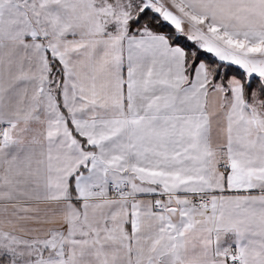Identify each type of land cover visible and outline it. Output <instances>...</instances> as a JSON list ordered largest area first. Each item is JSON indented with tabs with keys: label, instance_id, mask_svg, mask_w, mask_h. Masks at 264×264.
<instances>
[{
	"label": "snow or ice",
	"instance_id": "obj_1",
	"mask_svg": "<svg viewBox=\"0 0 264 264\" xmlns=\"http://www.w3.org/2000/svg\"><path fill=\"white\" fill-rule=\"evenodd\" d=\"M0 264H264V0H0Z\"/></svg>",
	"mask_w": 264,
	"mask_h": 264
}]
</instances>
